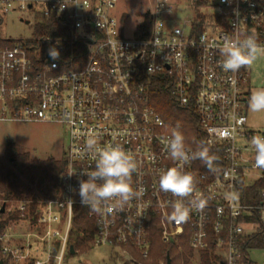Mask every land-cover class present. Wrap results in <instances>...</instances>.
Listing matches in <instances>:
<instances>
[{
	"label": "built area",
	"instance_id": "built-area-1",
	"mask_svg": "<svg viewBox=\"0 0 264 264\" xmlns=\"http://www.w3.org/2000/svg\"><path fill=\"white\" fill-rule=\"evenodd\" d=\"M119 1L0 0L1 18L34 9L41 21L60 20L70 28L73 42L86 49L84 60L67 68L60 58L49 61V48L58 44L55 39L35 37L0 45V122L56 123L68 137L66 171L56 197L16 204L0 200V214L3 207L4 213L17 212L16 224L25 222L29 229L12 233L10 222L0 236L2 255L11 264H62L74 244L77 211L83 209L90 226L80 237L92 246L118 247L129 259L128 247L149 257L150 231L157 218L164 239L188 234L199 261L209 250L219 257L218 264H246L251 250H244L247 240L264 236V169L254 166L250 145V138L264 131L249 123L250 67L225 72L219 47L235 26L245 34L255 33L264 44V0H194L195 5L203 2V29L196 16L172 25L173 3L154 0L134 37L124 33ZM157 79L167 82L179 107L193 109L204 145L219 158L216 172L196 168L195 160L184 165L196 181L189 199L203 198L206 206L197 210L189 204L190 219L182 224L168 219L169 202L175 198L159 188L161 170L176 162L166 152L175 127L151 104ZM90 134L98 147L119 144L138 163L133 185L143 187L144 195L114 215L93 213L71 190L78 188L79 173L94 167L86 150ZM250 188L258 190L256 200L246 191ZM246 194L251 202H244Z\"/></svg>",
	"mask_w": 264,
	"mask_h": 264
},
{
	"label": "trees",
	"instance_id": "trees-1",
	"mask_svg": "<svg viewBox=\"0 0 264 264\" xmlns=\"http://www.w3.org/2000/svg\"><path fill=\"white\" fill-rule=\"evenodd\" d=\"M203 5L202 1H197L196 17L201 20L198 28L203 29L205 16L199 12ZM145 27L148 31L149 15L146 16ZM3 18L0 17V25ZM35 35L39 38L49 37L58 41L56 48L60 52L62 63L68 68L75 65L76 60H84L86 49L83 45L73 42V34L70 28L62 25L60 20L54 18L51 20H40L35 27ZM12 43L11 40H1L0 45ZM37 45V42H30ZM43 48H48L44 44ZM151 104L162 115L163 119L169 126L178 128L186 138V144L196 150L198 146L204 145L202 135L198 131V118L192 111L179 107L171 95V91L166 81L157 79L151 92ZM211 153L215 151L210 149ZM5 160L0 159V200L4 203L20 201H36L43 198H54L60 191V177L66 171L65 159H33L29 153L19 152L13 143L8 142L5 148ZM219 161V160H218ZM195 167L203 171L208 168L202 164L200 160H195ZM250 193L256 200V188H250ZM249 195V194H248ZM247 194L243 197L244 202H251ZM248 199V200H247ZM34 207V205H32ZM85 211L82 209L77 211L74 222L75 229L71 233V241L75 244V249L80 252L88 251L90 246L86 244V240L81 238L80 232L90 226L87 221ZM19 218L17 212H6L0 214V236L10 225V222ZM212 245V242H210ZM210 245V246H211ZM264 248V236L256 235L250 237L244 250ZM70 253V252H69ZM76 253V252H75ZM170 255L171 264H193L196 255L189 246L188 234H184L179 239L166 240L163 237V228L154 218L150 231V253L148 258H143V264H167V256ZM4 264H11L2 255L0 241V261ZM219 257L207 250L201 254L199 264H218ZM246 264H255L250 258Z\"/></svg>",
	"mask_w": 264,
	"mask_h": 264
},
{
	"label": "clouds",
	"instance_id": "clouds-1",
	"mask_svg": "<svg viewBox=\"0 0 264 264\" xmlns=\"http://www.w3.org/2000/svg\"><path fill=\"white\" fill-rule=\"evenodd\" d=\"M219 53L223 58V70L236 73L242 68L251 67L258 57L264 56V44L258 41L255 33L245 34L235 26L233 34L226 36L219 47ZM48 55L53 61L60 58L56 47H50ZM248 107L252 113L264 112V88L252 91ZM97 144L95 135L90 134L86 150L95 161L94 167L90 171H81L78 188L71 190L79 197L82 206L103 217L124 211L129 202L140 199L145 190L133 185V174L138 172V163L130 152L119 144L103 148ZM250 145L255 150L254 166L264 169V135L252 136ZM166 152L176 162V166L161 170L159 188L175 198L169 202L171 212L168 219L178 224L186 223L190 219L192 207L202 210L206 206V200L189 199L195 192L196 181L191 173L184 171V165L200 160L209 171L216 172L218 169L215 165L219 158L205 145L198 146L196 150L190 148L178 128L172 129L166 143ZM59 259L62 261V257Z\"/></svg>",
	"mask_w": 264,
	"mask_h": 264
},
{
	"label": "rangeland",
	"instance_id": "rangeland-1",
	"mask_svg": "<svg viewBox=\"0 0 264 264\" xmlns=\"http://www.w3.org/2000/svg\"><path fill=\"white\" fill-rule=\"evenodd\" d=\"M170 2L173 3L175 11L171 17L174 26L182 25L185 20H190L197 14L194 0H170ZM153 3L154 0L119 1L117 14L123 21L122 26L126 36H137L136 30L141 27L143 17L151 11ZM2 18L1 38L13 42L36 37L35 27L39 24L40 18L34 13V9L26 12L14 11ZM258 88H264V56L258 57L250 67L248 83L250 95ZM248 117L251 127L264 131V112L252 113L248 108ZM67 138L66 129L56 123L0 122V159L5 160L4 152L8 142L13 143L19 152L29 153L33 159H64ZM11 228L12 233L16 234L29 231L25 222L16 224L14 221L11 223ZM88 245L90 246L88 251H77L74 254L67 252L62 264H143L144 261L141 252L131 247H128L132 255L131 259H126L118 247ZM221 255L225 257L223 253ZM248 255L255 264H264V248L251 249ZM26 264L32 263L28 261ZM193 264H199L197 257Z\"/></svg>",
	"mask_w": 264,
	"mask_h": 264
},
{
	"label": "water",
	"instance_id": "water-1",
	"mask_svg": "<svg viewBox=\"0 0 264 264\" xmlns=\"http://www.w3.org/2000/svg\"><path fill=\"white\" fill-rule=\"evenodd\" d=\"M51 59H50V57H49V61H50ZM4 211H5V208L3 207L2 209H1V213H4ZM70 253L71 254H74L75 253V249H74V244H71V246H70ZM128 259V258H127ZM0 264H4V261L3 260H1L0 261ZM167 264H171V258H170V255L168 254V256H167ZM222 264H224V263H222Z\"/></svg>",
	"mask_w": 264,
	"mask_h": 264
},
{
	"label": "crops",
	"instance_id": "crops-1",
	"mask_svg": "<svg viewBox=\"0 0 264 264\" xmlns=\"http://www.w3.org/2000/svg\"><path fill=\"white\" fill-rule=\"evenodd\" d=\"M127 258L129 259V257H126V259H127Z\"/></svg>",
	"mask_w": 264,
	"mask_h": 264
}]
</instances>
